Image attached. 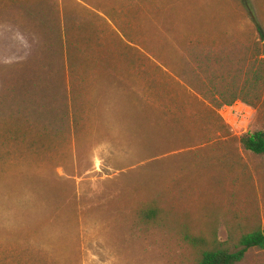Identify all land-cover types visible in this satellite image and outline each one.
<instances>
[{
	"label": "rangeland",
	"instance_id": "obj_1",
	"mask_svg": "<svg viewBox=\"0 0 264 264\" xmlns=\"http://www.w3.org/2000/svg\"><path fill=\"white\" fill-rule=\"evenodd\" d=\"M257 24L264 0H0V264H199L264 230Z\"/></svg>",
	"mask_w": 264,
	"mask_h": 264
},
{
	"label": "trees",
	"instance_id": "obj_2",
	"mask_svg": "<svg viewBox=\"0 0 264 264\" xmlns=\"http://www.w3.org/2000/svg\"><path fill=\"white\" fill-rule=\"evenodd\" d=\"M256 27L260 36L264 39L262 27L259 24ZM241 144L247 152L264 155V131L245 134L241 138ZM148 216H151V212L150 215L148 213ZM253 248L264 250V230H258L244 236L235 251L223 246L202 251L199 264H238L244 260L247 252Z\"/></svg>",
	"mask_w": 264,
	"mask_h": 264
},
{
	"label": "built area",
	"instance_id": "obj_3",
	"mask_svg": "<svg viewBox=\"0 0 264 264\" xmlns=\"http://www.w3.org/2000/svg\"><path fill=\"white\" fill-rule=\"evenodd\" d=\"M226 108H228V107H226Z\"/></svg>",
	"mask_w": 264,
	"mask_h": 264
}]
</instances>
